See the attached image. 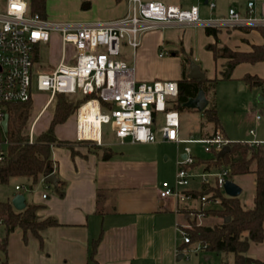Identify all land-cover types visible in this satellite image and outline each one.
<instances>
[{"label": "built area", "instance_id": "built-area-1", "mask_svg": "<svg viewBox=\"0 0 264 264\" xmlns=\"http://www.w3.org/2000/svg\"><path fill=\"white\" fill-rule=\"evenodd\" d=\"M207 5L210 9L216 8L212 0H208ZM159 24L217 30L258 29L264 27V2L260 5L259 15L255 4L249 2L245 15L231 8L224 17L208 19L194 4L181 7L159 1L128 0V13L122 18L97 25H68L32 15L29 0H7L5 10H0V129H3L5 116L9 115V106L32 104L34 92L38 91L47 93L49 99L31 126L30 144L35 139L37 121L58 94L91 97L75 114L78 142L102 145L103 126L111 124L116 139L122 142L129 139L135 144H151L158 141L159 134L165 142L187 143L179 137L180 113L172 109L180 93L178 82H138L134 66L122 58L123 45L136 51L142 35L157 29ZM53 33H59L63 47L71 46L74 52L68 58L63 56L59 64L46 67L41 64L39 47L48 45ZM92 103L96 106L95 121L89 122L82 119V114ZM159 114L164 115V122L155 128ZM250 133L254 135L255 131ZM190 142L206 145L205 152L211 154L230 143L221 130L211 138ZM243 144L264 147V141L259 140ZM186 151L185 158L177 162L175 183L163 182L160 197H173L178 204L194 200H199L202 206L218 204L212 195L195 198L189 187L199 178L201 186L209 185L225 193L229 170L216 174L191 173L195 158L189 150ZM6 156L7 149L0 141V163ZM23 189V185L15 187L16 192ZM47 197L46 193L43 194L44 199ZM197 213L198 218L205 216L201 210ZM190 228L184 225L180 228L183 243L194 246L196 251L205 250L207 246L201 243L192 244Z\"/></svg>", "mask_w": 264, "mask_h": 264}, {"label": "crops", "instance_id": "crops-1", "mask_svg": "<svg viewBox=\"0 0 264 264\" xmlns=\"http://www.w3.org/2000/svg\"><path fill=\"white\" fill-rule=\"evenodd\" d=\"M231 8L233 7L229 9ZM238 11L245 15L247 6ZM127 13L128 0H107L103 13L84 24L106 23L122 18ZM256 14H260V6ZM218 39L219 47L226 46L238 52H251L253 46L264 43L259 30L253 28L227 30L226 33L219 29ZM215 43L214 38L208 36L203 27L159 24L157 29L142 35L141 45L136 51L128 46L123 48L122 58L134 66L136 79L151 81L157 76L152 66L153 60L157 58L158 48L168 50L172 57H178L179 52L190 53L195 62L201 63L200 68L205 78L217 80V72L219 70L222 73L227 59H214L207 46ZM124 49L131 52V57H127ZM218 61L222 62L220 68ZM255 65L240 64L233 71L230 80H234V72L240 67L244 66L249 70ZM166 70L163 75L167 78L166 81L178 82L182 79L184 66ZM247 74L259 76L257 73L244 71L236 78L244 85L243 89L248 86L243 81ZM257 121L260 123L261 118ZM221 132L231 141L225 131ZM249 134L254 137L253 140L264 141L258 138L256 131L254 135ZM62 140L76 142L77 136ZM115 140L124 148L155 145L159 142L178 146L184 144L165 142L159 134L158 141L151 144H135L131 141L125 143L126 140L122 142L116 137ZM100 146L101 149H95L92 146L89 148L87 145H77L74 156L67 147H52L56 175L67 183L66 193L64 197H58L47 184L41 182L39 185L48 187L51 195L46 191L38 192L36 200L30 204L42 206L38 212L40 220L55 218L58 225L43 231L41 238L20 229L14 231L8 239L5 258L7 264H178L181 260L179 256L184 257L183 253L189 247L183 243L180 228L190 218L184 212L198 209L191 207L189 202L178 204L173 197H160L161 185L166 180L161 182L159 168L154 160L116 155L108 145H104V141ZM185 156L184 154L182 159ZM174 183L175 181L171 184ZM19 193L22 191L16 192ZM45 193L48 195L46 199L43 198ZM101 235L95 260H92L93 242ZM180 247H184L182 252L179 251ZM248 256L264 262V241L252 243ZM207 257L210 259V256Z\"/></svg>", "mask_w": 264, "mask_h": 264}, {"label": "trees", "instance_id": "trees-1", "mask_svg": "<svg viewBox=\"0 0 264 264\" xmlns=\"http://www.w3.org/2000/svg\"><path fill=\"white\" fill-rule=\"evenodd\" d=\"M47 0H29V11L32 15L46 17ZM208 36H214L215 44H210L207 49L213 53L214 59H227L226 66L222 71V79L230 80L233 71L240 64L249 63L257 64L264 62V43L255 45L251 52H238L223 46L219 47L217 29L206 28ZM264 39V27L258 28ZM178 55V53L176 54ZM189 59L184 60L183 76L179 85V96L177 101L172 105V109L179 113L182 109L187 108L185 104L190 99L196 98L203 90L208 99L210 93L215 96L217 80H191ZM243 81L250 87L259 88L264 93V78L257 75H245ZM91 98V97H90ZM80 98L66 94H58L55 98V107L49 129L35 137L32 144L29 143V137L25 135L24 130L30 119L29 104H16L9 106V125L5 137L3 129H0V141L7 144V156L0 163V184H8L12 179H25L31 187L38 186L39 183L47 184L58 197H64L67 183L56 175L55 162L52 159V147L61 146L71 150L75 155L77 145L92 146L95 149H101L94 142H68L59 140L56 135V128L66 123L74 116L84 102L90 99ZM209 100V99H208ZM210 103V101H209ZM206 121L212 125L213 132H203V139L213 137L217 130L222 131L220 118L216 106L207 107L202 112ZM231 150L222 158H219V152L213 151V157L208 160H195L193 167H204L206 172L213 169H228V178L255 174V196L254 206L246 209L241 202L240 196L231 198L218 189L209 185H202L199 191L192 192L197 198L202 195L213 194L212 198L219 201V205L203 211L207 217L221 219L222 223L213 226H198L192 222L194 227L188 231L191 235L192 244L201 243L206 247L208 254L217 253L225 255L226 260L222 264H264V262L248 256V251L252 243H262L264 241V147L251 146L241 142L229 143ZM55 175L57 183L50 184L47 178ZM41 205L27 203L23 211L14 208L12 201H0V251L7 256L8 239L10 235L20 229L25 233L31 232L34 236L41 238V233L48 228L58 225L55 218L40 220L38 212ZM197 213L191 211L190 213ZM190 216V215H189ZM191 217V216H190ZM230 218L229 222L226 220ZM191 222L190 218L187 220ZM102 235L93 242L91 259L95 260ZM189 247V245H186ZM184 247H180L182 252ZM232 256V262L228 257ZM7 264L6 259L3 262Z\"/></svg>", "mask_w": 264, "mask_h": 264}, {"label": "rangeland", "instance_id": "rangeland-1", "mask_svg": "<svg viewBox=\"0 0 264 264\" xmlns=\"http://www.w3.org/2000/svg\"><path fill=\"white\" fill-rule=\"evenodd\" d=\"M151 1V0H144ZM161 1L167 5H178L185 6L197 5L201 11L206 14L207 17L221 18L227 15L230 7L236 10L245 9L249 2L255 4V9L258 11L259 6L264 0H212L216 3L215 10H210L209 6L205 4L206 0L193 1V0H155ZM107 0H47L46 17L49 21L56 23H63L68 25H84L103 13V6ZM7 5V0H0V10L4 11ZM223 33L227 30H233L228 28H221ZM238 30V29H234ZM216 42L214 36H212ZM220 42V40H219ZM220 44V43H219ZM123 45V48H126ZM127 57H131V52L128 49H124ZM71 46L63 47L59 33L52 34V40L48 45H42L39 47V55L41 64L46 67H52L59 64L62 61L63 56L67 58L73 53ZM161 53L163 56H161ZM157 58L153 60L154 65L152 66L153 72L157 75L154 80L151 81H166L167 78L163 75L167 71L166 69L175 70L182 68L184 60L189 59V66L191 63H196L199 67L200 62H195L190 53L179 52L178 57H172V53L164 48L160 47L156 51ZM221 61H218V68L221 67ZM257 73L259 76L264 77V64H256L255 67H250L249 70L246 67H240L234 72V80H223L221 73L217 72V84L215 88V96L210 93L208 99L210 101L208 107L216 106L218 115L221 122L222 130L225 131L232 142H239L244 140H253L254 137L250 136V131L255 130L258 138L264 140V93L259 88L246 86L240 84L236 79L243 72ZM138 82H151V81H140ZM246 85V84H245ZM56 98V97H55ZM262 98V99H261ZM33 103L30 107V119L24 130L25 135L29 136L31 126L35 118L39 115L40 111L49 99L47 93L34 92ZM177 99L175 100V102ZM55 107V99L53 104L46 109L43 115L37 121L34 129V136L46 132L49 129L50 123L53 117V110ZM261 118L260 123L257 121V117ZM164 122V115L159 114L157 118V124L155 128L161 126ZM180 138L187 140L185 144L173 143H156L155 145L149 146H133L124 148L120 142L115 140V135L112 129V125L103 126V141L104 145H108L109 148L116 152V155H123L125 157H144L146 159L154 160L156 167L159 168V177L161 182L168 180L171 183L175 181L176 174L178 171L177 161L182 160V156L186 154V149L191 152V155L195 160H208L213 157V154L205 152L206 145L201 143L190 142L191 140L203 139V132H213V127L209 124L202 112L193 110L190 108H184L180 111ZM4 131V130H3ZM6 132H4V137ZM56 135L59 140L68 139L75 135L77 136V118L76 115L72 116L66 123L59 125L56 128ZM3 148L7 149V144L1 140ZM69 142V141H68ZM77 142V140H76ZM129 139L125 141L128 143ZM61 147V146H56ZM191 173L201 175L203 173H220V169H213L210 172H206L204 167H194L190 170ZM255 174H248L234 177L231 181L240 186L243 190L240 195L242 205L246 209H251L254 206L255 196ZM230 180V179H229ZM211 184H213V179ZM16 185H23L24 189L22 193L27 199L28 203L36 200L38 192H48L51 195L50 189L44 185H38L31 187V185L22 178L12 179L8 184H0V201H12L17 195L15 191ZM48 186V185H47ZM199 178L193 180L190 184V189H200ZM210 195L213 196L211 193ZM191 207H196L198 210L203 212L209 208H213L218 204H210L202 206L199 200L189 202ZM192 210H186L184 213L190 215V220L185 221L184 226L194 227L192 222H195L198 226H213L215 224L222 223L221 219L202 216L198 218V213H190ZM206 250V249H205ZM205 250L196 251L194 246H189L185 250L184 257L178 261V264H222L226 260L225 255L211 253L208 254ZM206 256H210V259L206 260ZM228 261L232 262V256L228 257ZM5 261L4 254L0 251V264Z\"/></svg>", "mask_w": 264, "mask_h": 264}, {"label": "water", "instance_id": "water-1", "mask_svg": "<svg viewBox=\"0 0 264 264\" xmlns=\"http://www.w3.org/2000/svg\"><path fill=\"white\" fill-rule=\"evenodd\" d=\"M207 2L208 0H206L205 3L207 4ZM188 77L191 80H203L205 79V74L201 71V68L196 63L192 62L190 65V73ZM208 105H209V100L207 99L206 94L203 90L200 91V93L198 94L196 98L190 99L189 102L185 104L187 108L197 110L199 112H204L207 109ZM8 125H9V115H6L2 123L4 132H7ZM230 150H231V147L229 145H225L220 150L218 157L222 158L227 153H229ZM57 181L58 180L55 175H51L47 178V182L50 184L55 185ZM224 191H225V194L231 198H237L243 192L242 188L231 180H227V182L225 183ZM12 204L16 210L23 211L27 206L25 196L23 194H17L13 198ZM229 221H230V218L226 220V222H229ZM182 257L183 255H180L179 260L182 259ZM208 259L209 258L207 257L206 260Z\"/></svg>", "mask_w": 264, "mask_h": 264}, {"label": "bare ground", "instance_id": "bare-ground-1", "mask_svg": "<svg viewBox=\"0 0 264 264\" xmlns=\"http://www.w3.org/2000/svg\"><path fill=\"white\" fill-rule=\"evenodd\" d=\"M95 113H96V106L94 103H92L85 108L84 113L82 114V119L87 120L89 122H94Z\"/></svg>", "mask_w": 264, "mask_h": 264}]
</instances>
